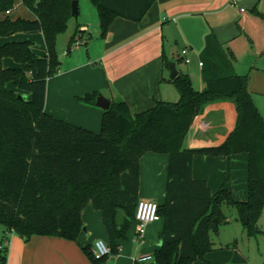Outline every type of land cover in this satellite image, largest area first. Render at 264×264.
Instances as JSON below:
<instances>
[{
  "label": "trees",
  "instance_id": "16d2710c",
  "mask_svg": "<svg viewBox=\"0 0 264 264\" xmlns=\"http://www.w3.org/2000/svg\"><path fill=\"white\" fill-rule=\"evenodd\" d=\"M89 1L98 10L101 36L106 37L115 18L141 20L155 0ZM14 2L0 0V37L41 31L47 53L36 54L31 40L0 45V224L4 226L0 264H8L9 248L3 243L13 233L25 240L37 234L77 241L84 229L82 210L89 202L102 212L112 253L119 254L120 240L136 220L140 160L148 151L169 155L165 200L158 203L164 219L162 245L153 254L154 262L205 260L214 249L211 233L228 221L225 205L237 209V220L248 236L263 232L258 221L264 214V115L249 89V76L237 72L235 54L217 36L208 34L202 50L207 83L202 91L188 73H180L172 80L178 101L156 99L154 106L134 113L127 101L112 99L109 110H102L97 132L45 110L47 81L61 65L57 37L73 18V0H23L33 13L27 19L7 13ZM80 27L70 38L69 49L81 37ZM5 57L14 58L19 66L5 67ZM23 92L29 97H22ZM99 94L94 90L80 99L100 109ZM218 99L235 102V130L218 146L186 148L184 141L198 114ZM236 153L248 155L247 201L235 200L226 186L212 192L206 179H196L192 173L196 154ZM83 250L94 264L108 259H96L90 245Z\"/></svg>",
  "mask_w": 264,
  "mask_h": 264
},
{
  "label": "crops",
  "instance_id": "0c3cea01",
  "mask_svg": "<svg viewBox=\"0 0 264 264\" xmlns=\"http://www.w3.org/2000/svg\"><path fill=\"white\" fill-rule=\"evenodd\" d=\"M79 1L80 8L82 1ZM14 11L15 8L11 16H14ZM88 23H78L81 26L78 35L83 38L91 31L92 24ZM95 25L97 34L94 31L90 33L92 41H85V53L80 50L82 45L75 50L72 48L58 53L61 65L58 73L47 81L45 100V110L57 118L92 131L101 129L103 109L91 107L80 99L94 90L111 100L127 101L134 113L154 106L156 99L178 101L179 91L170 79V61L176 62L180 73H188L195 88L202 91L207 83L203 80L201 54L210 33L235 54L234 66L239 74L249 76V89L264 115V0H155L141 20L132 21L122 16L115 18L106 37L101 36L99 15ZM71 37L68 36L69 42ZM35 38L44 42L40 53L33 47L35 53L46 54L41 31L0 37V45L12 40L32 41ZM174 45L182 46L180 50H175ZM185 48L188 49L186 56L190 58L186 63L185 57L181 56ZM165 61H168V66H165ZM4 66L13 68L19 64L14 58L5 57ZM10 87L16 89L13 84ZM23 94L29 97L28 93ZM237 118L236 104L232 100L218 99L205 104L191 126L184 146L204 148L220 145L235 130ZM168 162L167 153L148 151L142 155L140 199L164 202ZM248 162L246 153H236L231 157L196 154L192 173L196 179H206L212 192L226 186L235 200L247 201ZM86 206L82 210V218L83 227L87 223L88 226L82 230L77 241L37 234L25 240L13 233L8 242V264H94L83 247L90 245L93 248L98 238H106L108 243L109 235L105 226L106 232L104 228L99 227L98 232L90 226L87 212L95 213L97 219L101 216V221L102 212L95 209L92 202ZM263 217L264 214L258 223ZM227 220L229 222L230 218ZM163 225V218L148 224L144 236L138 238L137 222L131 221L126 238L120 240V253L108 258L110 262L104 264H120L121 259L134 264L135 256L153 255L162 245ZM261 229L263 232L258 235H247V241L250 244V238L260 237L257 247L264 258V229ZM242 230L244 232V228ZM234 242L233 246L228 242V246L223 243L214 245L205 260H197L194 264H251L250 255H246L237 239Z\"/></svg>",
  "mask_w": 264,
  "mask_h": 264
},
{
  "label": "rangeland",
  "instance_id": "374dc122",
  "mask_svg": "<svg viewBox=\"0 0 264 264\" xmlns=\"http://www.w3.org/2000/svg\"><path fill=\"white\" fill-rule=\"evenodd\" d=\"M81 1H82V3L80 6V8H81L80 16L78 18H75V17L72 18L68 23L69 26H68L67 30L63 33H60L59 36L57 37V40H58L57 51H58V53L61 50L67 51L69 49L68 47H69L70 42L68 40L69 39L68 36L70 37L71 35L73 36L75 34V31L77 30V27L79 26L78 23L82 24V23H88L89 22L88 24H90V23L92 24L91 31L88 33H85V37H84L85 39L82 37V39L84 41H86V40L89 42L92 41L91 40L92 36L90 34L91 32L94 31V33L97 34V32H96L97 27L95 25V22L98 19L97 8H95V6L89 0H81ZM14 8H15V11L13 13L14 16L23 17L26 19L32 18V16H33V13L30 10H28V8L25 7L23 0H15ZM32 41H34L33 47L35 48V50L38 53H40L44 48V42L42 41V39H36V38ZM181 46L182 45H174L173 47L175 50H178ZM74 48H73V50L77 49V48H75V49ZM80 50L83 53H85V51H86L85 43L82 44ZM100 130L101 129L99 128V130H97V131H100ZM86 207H88V206H85V208ZM89 207H90V209H92L93 212L95 211L94 208H92L93 207L92 204H90ZM223 208H225L224 210L227 214V217L230 218V221L229 222H222V224L220 225V229H219L220 232L218 231V232H212L211 233L212 240L214 241V245L220 246V244L223 243L224 246H228L227 244L230 243V245L233 246L235 244L234 241L237 239L238 243H240V246L244 248L246 255H248V256L250 255L251 264H259V263L264 264V258L261 256V254H259L258 247H257V239L260 237L250 238L251 243L248 244L247 234L245 231L243 232L242 224L239 222V220L236 221V217L238 216L236 209L228 207L226 205ZM87 213L88 214H86V216L88 215V217H86V219L89 222L90 226H94L96 228L95 230L96 231L98 230V232L100 231V228H104V230L106 232V228L104 227V225L101 221V216L97 219V217L96 218L94 217L95 213L93 215L90 212H87ZM121 215H123V212L121 213ZM259 223H260V227L264 229V217ZM86 226H88V223L85 225V227ZM85 227H83V228L85 229ZM3 229H4L3 224H0V239H2L3 235H4ZM103 240L105 241L107 239L103 238ZM107 262H110V259L103 260V261L99 262V264H104ZM120 264H131V262H128L127 260L121 259Z\"/></svg>",
  "mask_w": 264,
  "mask_h": 264
},
{
  "label": "built area",
  "instance_id": "2783aa9c",
  "mask_svg": "<svg viewBox=\"0 0 264 264\" xmlns=\"http://www.w3.org/2000/svg\"><path fill=\"white\" fill-rule=\"evenodd\" d=\"M11 11H8V14H11ZM85 41L82 39V37H78L72 46L78 47L82 44H84ZM71 48V49H72ZM183 57H185L184 61L189 62L190 58L186 56L188 54V49L185 48L182 51ZM202 64V61L200 65ZM161 218L159 210H158V202L150 199H140L138 206H137V215H136V222L138 226V232H137V237L142 238L144 236V233L146 232L147 225L159 221ZM10 239V238H9ZM9 239H6L4 241V246H8ZM94 246L92 248V253L96 259L98 258H110L113 257L112 249L109 243L104 241L101 238H98L94 243ZM134 264H158L154 262V258L152 254H145V255H140V256H135L134 257Z\"/></svg>",
  "mask_w": 264,
  "mask_h": 264
},
{
  "label": "water",
  "instance_id": "95a60500",
  "mask_svg": "<svg viewBox=\"0 0 264 264\" xmlns=\"http://www.w3.org/2000/svg\"><path fill=\"white\" fill-rule=\"evenodd\" d=\"M79 4L80 1L79 0H73L72 2V17L74 18H78L80 15V8H79ZM169 68L171 69V73H170V79H174L176 78L179 74L180 71L178 70V68L176 67V62L174 61H170L169 62ZM22 97H27L26 95H22ZM112 102L110 98H107L105 95H103L102 93H100L96 99V105L98 107H100L103 110H109L110 106H111ZM216 223L219 222L218 219H215Z\"/></svg>",
  "mask_w": 264,
  "mask_h": 264
}]
</instances>
